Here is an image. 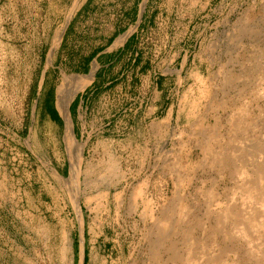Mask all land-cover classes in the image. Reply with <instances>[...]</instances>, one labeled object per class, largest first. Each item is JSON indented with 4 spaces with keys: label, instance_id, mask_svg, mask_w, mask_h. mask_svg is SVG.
<instances>
[{
    "label": "rangeland",
    "instance_id": "374dc122",
    "mask_svg": "<svg viewBox=\"0 0 264 264\" xmlns=\"http://www.w3.org/2000/svg\"><path fill=\"white\" fill-rule=\"evenodd\" d=\"M133 30L67 138L55 93ZM5 235L7 264H264V0H0Z\"/></svg>",
    "mask_w": 264,
    "mask_h": 264
},
{
    "label": "crops",
    "instance_id": "0c3cea01",
    "mask_svg": "<svg viewBox=\"0 0 264 264\" xmlns=\"http://www.w3.org/2000/svg\"><path fill=\"white\" fill-rule=\"evenodd\" d=\"M145 7V6H144ZM141 10V8L138 6L137 9L135 5L131 8V13L136 15V28L141 25V20L143 18V14L145 9ZM122 33L126 31V29L121 30ZM134 30L130 32L128 35H126L121 42H117L114 44V39L111 41H108L107 44H103L100 47V50L96 52V54H91V59L89 62L92 63L95 61V63L99 64L98 67L94 69V72L92 73V77L88 81V83L82 87L79 88L74 94H72L71 98L69 99L68 103L66 104L65 109H63L60 106V103L58 102V94L55 93L53 98V105L49 108L48 113V120L50 123H52L55 128L59 131L62 129L65 131V135L67 138L73 137L75 140H77L79 137L82 136L83 133V127L85 122V118L87 114L89 115L92 111V104L91 100L94 96V89H92L91 86L97 82L98 77L100 76V73L103 69H106V67L111 66L113 63L118 61L123 54L127 55V60L130 62V64L136 63L137 59V53H132V49L129 50L131 47V43L134 39ZM86 62V60L84 61ZM104 63V64H103ZM89 66L88 69H92L94 67ZM121 96V93H120ZM66 112V117L63 115V112ZM54 112L56 114L55 120L51 117V112ZM63 127V128H62ZM5 238L0 237L2 241H0V264H7L11 261V257L13 255H17V257H12V259H17L19 262H25V259L23 258V249L22 245L13 242V239L8 238V235H5ZM72 245L71 242H68L64 239V242H60L57 246V261L62 262L63 256L65 255V250L67 248H70ZM85 244H83L84 246ZM85 248V247H84ZM83 248V251H84ZM57 262V263H58ZM66 264H72L71 259L69 261H66ZM60 264V263H59ZM73 264H75V261H73Z\"/></svg>",
    "mask_w": 264,
    "mask_h": 264
}]
</instances>
